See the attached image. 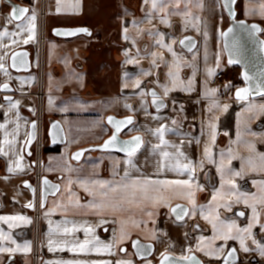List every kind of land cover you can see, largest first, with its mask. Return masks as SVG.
I'll return each instance as SVG.
<instances>
[{"label": "crops", "instance_id": "1", "mask_svg": "<svg viewBox=\"0 0 264 264\" xmlns=\"http://www.w3.org/2000/svg\"><path fill=\"white\" fill-rule=\"evenodd\" d=\"M77 2L78 9L75 7ZM261 2L238 0L236 11L237 19L259 24L260 35L264 39V17L259 14ZM200 3L202 8L197 7L194 0L190 5L191 16L187 17L182 14L183 4L180 9L170 7L169 13L177 11L181 14H169V23L164 24L161 22L164 14L153 10L150 3L145 4L144 0H61L60 12L56 11V0H0V31L5 28L9 32L17 31V22H7L12 6L34 9L37 17L33 41L23 43L26 34L0 40V57H3L7 69V75L0 71V86L8 83L11 87L8 92L0 87V124L7 125L6 129H0V147L9 153L8 156L0 154V216L22 215L31 220L30 224L14 222L17 226L11 228L8 223L0 221V230L10 234L17 244L31 243V251L27 253L0 252V264H48L49 261L76 260L88 264L93 261L115 264L121 259L131 260L132 264H148L149 261L160 264L161 254L165 252L176 258L196 255L202 264H224L227 251L231 248L237 250L234 264H264V256L260 255L251 238L245 240L250 248L248 252L240 249L239 240H215L212 248L225 247L220 259L196 250L200 236L206 238V250L213 236L212 225L202 218L199 206H208L214 189L220 187L217 167L222 154L226 167L234 171L243 170L242 178H234L241 191L255 193L257 188L253 181L264 180V172L250 171L247 165L249 157L258 163L257 154L264 153V113L245 110L249 104H264V97H253L247 101L235 98V91L244 85L241 69L228 63L221 35L232 20L221 0H200ZM149 13L152 15L149 16ZM80 28L88 32L72 37H60L54 32L57 29ZM156 33L164 35L165 43L171 44L176 57L155 43L158 39ZM185 37L194 42L191 51L186 46L187 42L186 45L179 43ZM13 39L19 42L13 43ZM19 50L29 53V71L20 72L11 67V58ZM153 52L157 54L155 64L151 55ZM161 56L163 61L159 59ZM177 62L178 69L175 68ZM208 69H214V75L209 76ZM170 71L177 72L175 86L169 76ZM220 73L223 80L217 87L213 80ZM136 81H140L138 88L135 87ZM189 81H192L191 85ZM228 85L230 87H226ZM165 87L169 89L167 96L164 95ZM211 89H216V92L213 94ZM153 91L159 98L158 103L164 105L159 109L153 103ZM6 97H10L12 102L19 101L18 107L10 108ZM49 98L53 101L51 105ZM224 105H228L226 112L222 110ZM109 117L116 120L132 118L133 123L122 128L118 140L142 137L143 145L133 157L135 167L126 165L125 153L116 148H101L115 131L114 126L108 123ZM53 121H58L64 130L65 142L62 145L51 144L49 129ZM33 122H37L38 138L28 150L25 141ZM210 123L215 125L214 142ZM17 124L16 135L8 137L16 141L13 151L3 143L4 132L12 133ZM162 125L167 129L164 133L167 145L161 146L163 151L175 157L177 148L172 147L175 145L187 158L181 157V163L191 161L194 165L203 164L202 169L196 167L194 173L195 182L203 187L202 191L195 192L198 206L195 216L177 222L169 208L162 205L155 208L147 206V211L154 213L152 217L134 206L125 212L113 213L104 209L97 214L98 209L89 205L98 203V200H94L79 181H119L126 168L130 172L129 182L146 178H189L187 172L180 174L167 167L163 170L159 168L163 158L160 156L161 149L153 150V146L159 144L153 131ZM206 146L210 149V160L204 156ZM250 146H254V151ZM77 152H82L78 160L73 159ZM229 152L235 157L230 164ZM17 154L23 156L24 170L10 173L8 166L17 159ZM164 163H175V159ZM43 177L60 185L58 194L50 197L44 207L41 203ZM69 180L73 181L70 185L73 199L78 198L80 205L84 206L79 210L80 214L74 215L56 207L68 202L66 189ZM25 182L35 187V194L25 186ZM164 194L173 193L169 190ZM29 203L33 206L26 207ZM177 204L191 207L186 199L179 197L171 200L172 207ZM49 210H52L50 216L47 215ZM241 211L245 212V216L238 215ZM219 213L221 219L235 220L241 228L247 226L252 215L251 208L243 203L234 204L232 211L220 208ZM130 218L139 222V227L127 222ZM66 220L70 222L68 227L72 223L92 226L94 233L87 238L96 237L105 244L112 243L119 235L123 220L126 221L124 229L128 237L116 244L111 254L94 250L73 252L69 250L72 242H82L86 238L83 230L74 235L49 236V221L55 228L57 223L63 226ZM261 223H264V214ZM153 232L155 239L152 238ZM253 233L255 239L264 245V231L259 225L253 228ZM49 238L57 242L56 250L51 252L48 250ZM136 240L154 245L151 258L139 259L136 256L133 250V241ZM64 241L68 243L65 245ZM0 245L15 248L8 241H2ZM61 247L64 250H60ZM189 247L192 248L191 253L187 251Z\"/></svg>", "mask_w": 264, "mask_h": 264}, {"label": "snow or ice", "instance_id": "2", "mask_svg": "<svg viewBox=\"0 0 264 264\" xmlns=\"http://www.w3.org/2000/svg\"><path fill=\"white\" fill-rule=\"evenodd\" d=\"M57 2V12L61 11L60 3L61 0H56ZM194 0H144L145 4L151 5V8L155 10L158 13H163L164 16L161 20L162 23L168 24L167 16L169 14L175 15V14H181V12L172 11L169 13V8L172 7L173 9H180L181 4H183L182 14L184 16H191L190 11V5H192ZM236 0H224L223 6L228 8L229 14L233 15L232 12V5H234ZM195 4L197 7L202 8L203 5L200 3V0H195ZM77 9L79 7V3L77 2L76 6ZM29 12L31 14L29 15ZM259 14L264 17V0L260 3L259 8ZM149 16L152 15V13L148 14ZM36 13L34 9H29L28 7H18V6H12L11 12L9 16L7 17L8 23H15V28L17 31L9 32L7 28H5L3 31H0V40H2L4 37H16V36H22L26 34V38L23 39V43L27 44L30 41H33L36 36ZM195 19H199L196 17ZM187 23V22H186ZM193 27H196V25H193ZM239 27L244 28L245 31H248L249 35L252 33L259 31L258 27L256 25H252L250 29L245 28L243 22L240 23ZM125 31H127L125 29ZM56 35H75L79 32L87 33L88 30L85 28L75 29V30H54ZM233 29L229 28L228 32H221L222 36H227L229 33H232ZM90 35V33H88ZM156 36H158V39H156L155 43L159 45L162 48H166L168 52L172 53L173 57H176V53L173 51L171 44L165 43V38L162 33H156ZM205 37L207 36V33H204ZM13 43H18L19 41L13 39ZM176 41L173 39V43ZM187 42V45H186ZM181 45H186L189 47V51L192 50V47H194V42L189 37H185L184 40L179 41ZM262 48H264V41L261 42ZM229 50V64H239L243 62L246 58L244 56L243 48L240 44L239 39L233 38L232 43L230 46H227ZM20 54H15L12 56V67H17V57ZM153 56V64L156 63V57L157 54L155 52L151 53ZM161 61H163V57H159ZM131 63L132 61H128ZM20 63L26 64V61L23 59V57H20ZM217 67H219V57H217ZM175 68H179V63L177 62L175 64ZM0 71L4 72L5 75H7V69L5 68V65L3 63V57H0ZM214 69H208V75L212 76L214 75ZM146 75L150 73H145ZM169 76L172 78V83L175 86L178 80L177 72L170 71ZM260 77V83L256 85V94L259 96L264 97V69H262L259 72ZM243 79L245 81L252 80V77L248 74L246 71L244 73ZM192 81H189V85H191ZM127 86V85H125ZM140 86V81L135 82V87ZM4 90L9 89V84L4 83L2 86ZM230 87V85L226 86ZM169 89L167 87L164 88V95L167 96ZM213 94L216 92V89L210 90ZM252 95V89L251 88H238L235 93V97L238 101H247L249 99V96ZM151 96L153 97V103L157 105V108L163 107L164 105L162 103H158L159 98L157 97V94L155 91L151 92ZM6 99L9 101L10 108H17L19 101L12 102L10 97H6ZM53 103L52 99L49 98V105ZM126 107H130L126 105ZM215 107H220L219 105H215ZM223 111L228 110V105L223 106ZM246 111L253 112L257 111L260 113H264V104L260 105H254L249 104L248 108L245 109ZM108 123L112 124L114 126V133L112 136L104 142V144L101 146L102 149H109V148H116L118 151L123 152L127 156V160L125 161L126 165H128L130 168L135 167L133 162V157L136 155V153L139 151V149L143 145V140L141 136H134L130 140H124L120 141L118 140V134L121 132L122 128L132 124V118L127 117L124 120H116L114 117L108 118ZM175 123V121H173ZM36 125L33 122L32 128L35 129ZM54 129L59 127L58 123H54L52 125ZM209 127L212 129V140L215 141V125L210 123ZM6 124H0V129H6ZM19 125L17 124L16 129L13 130L12 133H9L7 130L4 132V141L3 143L5 145H8L11 150L14 151V145L16 144L15 139L9 140L8 137L12 135L13 137L16 135L18 131ZM167 131L165 126H161L153 131V135H156L159 144L153 146V150L161 149L162 145H167V141L164 139V133ZM28 139L25 141V144H28L31 142V138L33 136V133L27 134ZM55 142V140H54ZM172 147L177 148V152L175 154V157H172V155L167 152L163 151L161 149L160 156L163 158L159 164V168L163 170L165 167L168 168L170 171H176L180 174H183L184 172H187L189 174V178L185 180H151V179H143V180H131L129 182L128 177L130 175L129 169L126 168L124 171V176L119 181H99V180H81L79 181L80 185L84 188L86 192H88L90 195L93 196L94 200H98V203H93L89 205V207L98 209L97 214H100L102 210L109 209L113 213L117 212H125L129 211L132 206L141 209L148 217H152L154 213L152 211H147V206H151L153 208L158 206H165L168 207L171 214L175 217V221L181 222L184 220L185 217H194L197 210V204L195 201V192L197 190L202 191L203 187L195 182V169L196 167H200L202 169L203 164L200 165H194L191 161H188L187 163H181L180 158L184 157V153L180 151V149L172 145ZM251 149L254 151V146H250ZM0 154L4 156H8V151H5L3 147H0ZM82 155V152H77L73 155V159H79ZM204 156L206 158L211 159V153L210 149L206 146L204 149ZM258 157V163L256 159L253 157H249L247 160V165L250 171H259L264 172V153L257 154ZM231 155V152H229L228 156V163H231V160L234 159ZM175 159V163L166 165L164 161ZM185 160H187L186 157H184ZM23 156L20 154H17V159L12 161L11 164L8 166V172H16L20 171L22 172L24 170L23 164H22ZM115 173V166L113 169ZM217 172L220 175V187L219 189H214L212 196H211V202L208 206H199L200 208V215L203 219L208 221L212 225L213 229V236L208 241L209 248L208 250L205 249V241L206 238L203 236H200L198 238V243L196 245V250L198 251H204L205 255L214 256L216 259H220L221 255L225 252V247L221 245L220 247L212 248L211 244L217 240H223L225 242L229 240H239L240 249L243 252L250 251V248L246 245L245 240L248 238H251V241L253 244L257 246L259 249L260 255L264 256V245L260 244L254 237L253 228L259 225V228L261 231H264V223H261V216L264 214L261 210H264V180L260 181H253V185L257 188V191L255 193L251 192H243L240 190L239 186L235 182V177H243L244 172L241 171H234L230 167H226L224 164L223 154L222 159L217 167ZM73 183L72 180L68 181L69 187L66 189L69 193L68 202L66 204H58L56 207L62 208L65 212L71 211L72 214H80V209L84 206L80 205L79 199L74 197V194L71 192L70 185ZM44 184L46 186H50L53 191H59V185H50V182L45 178ZM26 187H31L30 185L25 182ZM181 191H177V190ZM171 190L172 195L166 196L164 193ZM186 190V191H185ZM182 198L186 199L188 204L191 206L190 208L185 207L181 204L175 205V207L171 206V200L173 198ZM243 203L246 207L251 208V218L247 223L246 227H239L236 224L235 220L231 221H225L221 219L219 209L223 208L227 211H232L234 204ZM33 205L31 203L27 204L26 207H32ZM258 206L260 210H258ZM52 210H49L47 215H51ZM239 216L243 217L245 216V212L241 211L238 213ZM0 221L6 222L9 224V227L17 226L14 222H21L24 224H30L31 220H29L27 217L18 215V216H0ZM106 222V221H103ZM102 222V223H103ZM134 227H139V222L132 220L131 218L129 221ZM69 221H64L63 226L59 223L56 224L55 228L52 227V222L49 221V236L51 237L53 234H62V235H74L76 232L83 230L85 234V239L81 242L79 240H75L72 242V247L69 249L73 252H89V251H96L97 253L100 252H108L111 254V249L119 243H122L127 237L128 233L124 229V225L126 221H121V229L118 236L115 237L112 243L105 244L99 241L98 238L93 237L92 239H88L87 237L90 234L94 233V228L92 226H85V225H77L75 223H72L71 227H68ZM197 228L199 225L196 226ZM62 229V231H61ZM152 238L155 239V232H153ZM2 241H8L11 244L15 245V248L13 247H4L0 245V252H7V253H14V252H24L27 253L31 251V243L28 241H25L22 245L17 244L15 240L12 239L10 234H5L2 230H0V242ZM68 241H64L63 244H67ZM57 242L49 238L48 240V250L54 251L56 250ZM133 247L137 249V254L141 253H147L150 251L151 246H143L140 244L139 241H133ZM60 250H64L63 247L60 248ZM121 251H124V249H120ZM189 253L192 252V248L189 247L187 249ZM236 249L231 248L227 251V254L224 258V264H229V258H231L233 264L236 257ZM162 258L160 261V264H178L179 261H186L188 264H201L200 261L196 260V258L192 255H181L178 258L170 257L167 252L162 253ZM48 264H88V262L85 261H49ZM91 264H112L111 261H93ZM115 264H132L131 260H117ZM148 264H151L149 261Z\"/></svg>", "mask_w": 264, "mask_h": 264}, {"label": "water", "instance_id": "3", "mask_svg": "<svg viewBox=\"0 0 264 264\" xmlns=\"http://www.w3.org/2000/svg\"><path fill=\"white\" fill-rule=\"evenodd\" d=\"M221 1H222V4H224V0H221ZM237 1L238 0H236L234 5H232L233 15H230L228 8L224 7L226 9L227 13L229 14V17L232 20L231 25L226 29L225 33L228 32L229 28H232L233 32L229 33L227 36H223V46H224L225 52L227 54V58L229 60V50H228V47H226V45L230 46L233 38L239 39L240 44H241L243 51H244V56L246 59L239 64H232V65L238 66L241 69V80L243 81L244 85L240 88H251L252 89V95H250L249 98L259 97V95L256 94L255 89H256V85L260 83L259 72L262 69H264V48H262V45H261V42L264 41V39L260 35L261 26L259 24L249 23L245 20L237 19V11H236ZM241 22H243L245 28H248V29H250L252 25H256L258 27L259 31H256V32L252 33L251 35H249L248 31H245L244 28L239 27ZM83 33L84 32H79L77 34H83ZM77 34H75V35H77ZM75 35H58V36H60V37H72ZM15 54H20V55L17 57V67L14 68L11 66L13 68V70L20 71V72L29 71L31 68L29 53L26 50H19V51L15 52L13 55H15ZM21 56L26 61V64L20 63V57ZM11 65H12V60H11ZM246 71L252 77V80L245 81L243 79L244 73ZM10 90H11V87L9 86V89L4 90V91L8 92ZM235 93H236V91H235ZM34 123H35L36 127H35V129H33L31 126V132L30 133H33V136L31 138V142L28 143V145H27L28 150L35 144V142L37 141V138H38L37 122H34ZM54 123H58L59 127L54 129L52 127V125ZM49 138H50L51 144L54 146L62 145L65 142L64 130L62 128V125L58 121H53L51 123L50 129H49ZM54 140H55V142H54ZM45 178L50 182V185H59L58 183L53 182L48 177L42 178V180H41V203H42L43 207L46 206L50 197L56 196L59 192V191H53L50 186H46L44 184ZM28 185L31 186L29 188L33 192V194H35V187L30 183H28ZM59 188H60V185H59ZM136 241H139V240H136ZM139 242L143 246H149L150 245L151 249L146 254L145 253L137 254V249L133 247V250H134L136 256L139 259L151 258L153 256L154 250H155L154 245L152 243H144L141 241H139ZM169 256L176 258L172 255H169ZM192 256H194L196 258V260L200 261V259L196 255H192ZM236 257H237V255H236ZM232 263L233 262H232L231 258H229V264H232ZM169 264H171V262H169ZM178 264H188V262L179 261ZM201 264H202V262H201Z\"/></svg>", "mask_w": 264, "mask_h": 264}, {"label": "built area", "instance_id": "4", "mask_svg": "<svg viewBox=\"0 0 264 264\" xmlns=\"http://www.w3.org/2000/svg\"><path fill=\"white\" fill-rule=\"evenodd\" d=\"M222 80H223V74L220 73V74H218V75L216 76V78L213 80V84H214L215 86L218 87V86H220Z\"/></svg>", "mask_w": 264, "mask_h": 264}, {"label": "rangeland", "instance_id": "5", "mask_svg": "<svg viewBox=\"0 0 264 264\" xmlns=\"http://www.w3.org/2000/svg\"><path fill=\"white\" fill-rule=\"evenodd\" d=\"M238 79H239V77H238Z\"/></svg>", "mask_w": 264, "mask_h": 264}]
</instances>
